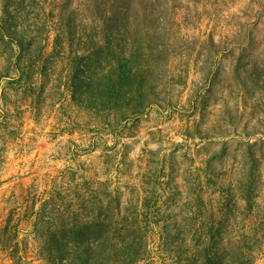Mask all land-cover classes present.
Here are the masks:
<instances>
[{
  "label": "rangeland",
  "instance_id": "374dc122",
  "mask_svg": "<svg viewBox=\"0 0 264 264\" xmlns=\"http://www.w3.org/2000/svg\"><path fill=\"white\" fill-rule=\"evenodd\" d=\"M0 264H264V0H0Z\"/></svg>",
  "mask_w": 264,
  "mask_h": 264
}]
</instances>
